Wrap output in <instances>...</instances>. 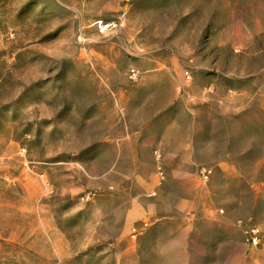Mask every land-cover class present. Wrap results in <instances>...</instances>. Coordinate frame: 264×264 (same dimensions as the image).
Listing matches in <instances>:
<instances>
[{
	"label": "rangeland",
	"instance_id": "rangeland-1",
	"mask_svg": "<svg viewBox=\"0 0 264 264\" xmlns=\"http://www.w3.org/2000/svg\"><path fill=\"white\" fill-rule=\"evenodd\" d=\"M0 264H264V0H0Z\"/></svg>",
	"mask_w": 264,
	"mask_h": 264
},
{
	"label": "built area",
	"instance_id": "built-area-1",
	"mask_svg": "<svg viewBox=\"0 0 264 264\" xmlns=\"http://www.w3.org/2000/svg\"><path fill=\"white\" fill-rule=\"evenodd\" d=\"M137 77H138V73L134 70H131L128 74V78L130 81H136ZM158 171H159L158 172L159 176H161L162 178V172L160 168L158 169ZM210 175H211V170L208 168H202L199 171V176L201 180L204 182L208 181ZM244 234H245L247 243L256 245L259 240L260 229L259 227L249 228L248 230L245 231Z\"/></svg>",
	"mask_w": 264,
	"mask_h": 264
}]
</instances>
